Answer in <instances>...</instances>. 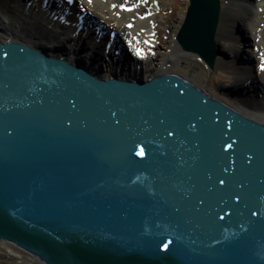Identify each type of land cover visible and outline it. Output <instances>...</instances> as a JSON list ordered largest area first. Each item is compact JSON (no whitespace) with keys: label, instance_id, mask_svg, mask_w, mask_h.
Listing matches in <instances>:
<instances>
[{"label":"water","instance_id":"95a60500","mask_svg":"<svg viewBox=\"0 0 264 264\" xmlns=\"http://www.w3.org/2000/svg\"><path fill=\"white\" fill-rule=\"evenodd\" d=\"M220 9L189 0L176 38L210 68ZM101 71L0 42V240L44 264H264V124Z\"/></svg>","mask_w":264,"mask_h":264},{"label":"bare ground","instance_id":"6f19581e","mask_svg":"<svg viewBox=\"0 0 264 264\" xmlns=\"http://www.w3.org/2000/svg\"><path fill=\"white\" fill-rule=\"evenodd\" d=\"M161 5L164 6L165 3ZM47 7L55 10L58 19L63 18L67 11L72 13L69 25L77 20L75 15L87 20L84 30L79 33L90 34L92 38L89 37L90 40L84 41L77 34L75 36L70 32L67 33V30L66 34L58 36L49 30L47 24L33 21L35 17H31L32 11L21 12L15 0H0V42L22 43L72 63L75 60L84 59L91 71L99 73L98 70L102 69L99 76L104 79L110 78L112 74H118L120 78L142 76L136 69L127 71L120 68L119 64L104 63L112 55L115 56L116 46L109 43L114 44L118 39H123L135 53L136 58L133 54L132 56L140 64L141 72L147 74L144 78L148 79L157 75L179 76L211 97L264 124V79L260 85L256 84L254 76L256 77L257 73H254V76L252 73V69L256 67L257 58L259 56L261 58V54L264 53V0H253V2L244 0L237 8L221 6L215 35L220 53L215 59L213 68L208 67L197 53L185 51L176 38L167 44V50L157 62L151 59L152 61L149 60L151 64H148L145 59H142L141 54L137 55V51L140 52L142 49L135 48L130 37L137 42L143 34L150 35V17L148 18L147 13L151 12L152 0H146V2L144 0H91V3L88 0H73L72 4H68L67 0H48L47 4L38 6L42 13L40 16H45ZM170 7L172 17L165 24L170 29L168 34L176 37L186 21V13L181 12V16L177 18L176 12L179 7L172 4ZM161 12L158 11L157 15ZM241 22L242 27H239ZM60 24L64 25L61 20ZM110 26L116 30L120 29V34H124L121 33L122 28L127 29L130 37L118 35L114 31L118 39L111 38L112 29L109 35L104 36V28ZM67 38H72V41H66ZM243 38L247 39L248 43L245 50L240 45ZM90 42L93 43V47L90 46ZM222 44L228 46V52L222 49ZM122 45L127 49L124 43ZM95 47L100 48L102 60L92 64ZM224 69H230L235 76V83L231 88L219 87L212 78L216 70ZM255 89L259 92L257 98L254 94ZM243 90H246L245 94L241 92ZM1 241L3 240H0V264H44L40 259L21 251L20 248Z\"/></svg>","mask_w":264,"mask_h":264},{"label":"rangeland","instance_id":"374dc122","mask_svg":"<svg viewBox=\"0 0 264 264\" xmlns=\"http://www.w3.org/2000/svg\"><path fill=\"white\" fill-rule=\"evenodd\" d=\"M243 1L244 0H220V4H221V6H223L225 8L229 7V6H231V8H237V6L240 3H243ZM249 1L253 2V0H249ZM161 3H165V5L162 6ZM170 4L179 7V10H177V12H176V16L178 18L181 16V12L186 13L187 8L189 6V0H152L151 12L147 13L148 18L150 17L149 22H150L151 33H150V35L143 34V37L139 38V40L137 42L142 47H144L146 49L148 56L150 58H152L155 62L160 60V56L163 53H165V51L167 50V44L169 42H171L172 39L177 38L174 35L168 34L170 29L165 24L167 22V20H169L172 17ZM158 11H162V12L157 15ZM69 14L71 15V13H69ZM69 18H70V16H67L65 18V20L68 21ZM173 21H175V19H173ZM238 26L242 27V22L239 23ZM110 27L113 28L112 26H110ZM110 27H106V28L110 29ZM121 30L123 32L127 33V29L122 28ZM107 33H108V31H106V35H107ZM67 41H69V40H67ZM246 41H247V39H245V38H243V40L241 41L240 45H241L243 50L247 49L248 43ZM92 44L93 43L90 44L91 47L93 46ZM218 47H219V44H218ZM222 49L224 51L228 52L229 48L227 45L222 44ZM120 52H122L121 44L119 45V43L116 42V52L114 54L115 56L112 55V57L109 59H106L107 61L106 62L104 61V63H108L110 65L119 64L120 68H122L123 70H127V71L129 69L133 70V68L135 69V67H136V70L138 71L139 64L137 65V63L135 62V59H133V57L131 55H129V53L126 54L123 52V55H122V54H120ZM94 54H95V56H93L92 64H97L98 62H100L102 60L100 57V51H95V52H93V55ZM133 55H134V53H133ZM255 65H256V67L254 68V71L256 70L257 75L255 77L253 74L254 81L256 82V84L258 83L260 85L262 80L264 79V71H261V58H260V56L257 58ZM138 78H140V77H138ZM212 78H213L214 82L219 87H222V88H231L235 83V76L233 75V73L230 69H224L223 71L222 70H216L214 72V74L212 75ZM254 94H256V95L259 94L257 89H255ZM1 242L5 243V241H1ZM11 245H13V244H11ZM13 246H15V245H13ZM15 247H17V246H15Z\"/></svg>","mask_w":264,"mask_h":264},{"label":"snow or ice","instance_id":"6c2138e0","mask_svg":"<svg viewBox=\"0 0 264 264\" xmlns=\"http://www.w3.org/2000/svg\"><path fill=\"white\" fill-rule=\"evenodd\" d=\"M89 3H91V0H88ZM144 2H146V0H144ZM68 4H72L73 0H67ZM126 10H130V9H126ZM129 27H131V25H129ZM141 53L139 51H137V55H140ZM261 71H264V53L261 54ZM162 122V121H161ZM171 134V133H169ZM231 145H229L230 147ZM138 156H143V152H138L137 153ZM249 160H251V157H248ZM221 183H223V180L220 181Z\"/></svg>","mask_w":264,"mask_h":264}]
</instances>
